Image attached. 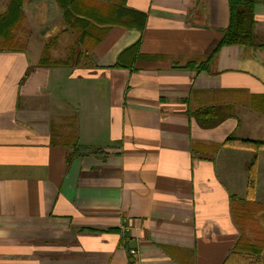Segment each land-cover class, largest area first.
Returning <instances> with one entry per match:
<instances>
[{
  "label": "crops",
  "instance_id": "crops-1",
  "mask_svg": "<svg viewBox=\"0 0 264 264\" xmlns=\"http://www.w3.org/2000/svg\"><path fill=\"white\" fill-rule=\"evenodd\" d=\"M15 1L0 0V264L264 259V150L218 147L264 141V0L257 46L206 68L228 0H73L71 22L69 0H25L19 24Z\"/></svg>",
  "mask_w": 264,
  "mask_h": 264
},
{
  "label": "trees",
  "instance_id": "trees-1",
  "mask_svg": "<svg viewBox=\"0 0 264 264\" xmlns=\"http://www.w3.org/2000/svg\"><path fill=\"white\" fill-rule=\"evenodd\" d=\"M25 0H16L15 4L18 7V16L17 21L18 24L23 20V11L20 10ZM62 2V0H59ZM73 0H69L67 2H62V7L66 9V19L71 22L73 18L72 12L68 10ZM230 4L231 10V20L228 29L225 32L224 37L220 41L219 45L215 49V51L211 54L210 58L204 63V67L206 68V64H210L219 54L220 49L225 46H242V47H255L256 44V36L254 34L255 28V5L260 0H228ZM5 19L3 18L0 24V33L3 34V41L0 44L1 50L10 49L13 41L10 40V34L13 31V27L7 26L2 27V24H5ZM8 23V22H6ZM46 54V49H45ZM44 60V59H43ZM218 111L215 109L205 110L199 114L203 119H207L205 124L209 127H216L219 125L217 120H220L217 117ZM227 116V115H226ZM242 149H251L254 151L264 150V141L259 140H250V139H238L233 135L229 136L221 145ZM255 178H256V159H254L249 167V187L248 193L251 196L255 190ZM239 250H235L229 257V263L231 264H264V259L256 258H241L239 256ZM260 254V253H259ZM255 254L249 253L248 256H253Z\"/></svg>",
  "mask_w": 264,
  "mask_h": 264
},
{
  "label": "built area",
  "instance_id": "built-area-1",
  "mask_svg": "<svg viewBox=\"0 0 264 264\" xmlns=\"http://www.w3.org/2000/svg\"><path fill=\"white\" fill-rule=\"evenodd\" d=\"M131 254H132V255H136V252H135V251H131Z\"/></svg>",
  "mask_w": 264,
  "mask_h": 264
}]
</instances>
